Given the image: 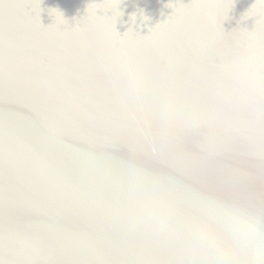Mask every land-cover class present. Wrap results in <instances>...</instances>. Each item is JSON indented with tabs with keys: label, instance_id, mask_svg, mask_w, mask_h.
Listing matches in <instances>:
<instances>
[{
	"label": "water",
	"instance_id": "1",
	"mask_svg": "<svg viewBox=\"0 0 264 264\" xmlns=\"http://www.w3.org/2000/svg\"><path fill=\"white\" fill-rule=\"evenodd\" d=\"M0 264H264V0H0Z\"/></svg>",
	"mask_w": 264,
	"mask_h": 264
}]
</instances>
